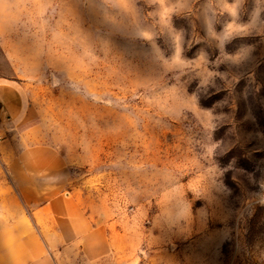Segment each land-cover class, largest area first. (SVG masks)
Wrapping results in <instances>:
<instances>
[{
  "label": "rangeland",
  "instance_id": "rangeland-1",
  "mask_svg": "<svg viewBox=\"0 0 264 264\" xmlns=\"http://www.w3.org/2000/svg\"><path fill=\"white\" fill-rule=\"evenodd\" d=\"M0 83V226L61 195L58 264H264V0H0Z\"/></svg>",
  "mask_w": 264,
  "mask_h": 264
},
{
  "label": "crops",
  "instance_id": "crops-1",
  "mask_svg": "<svg viewBox=\"0 0 264 264\" xmlns=\"http://www.w3.org/2000/svg\"><path fill=\"white\" fill-rule=\"evenodd\" d=\"M17 91L15 84L0 83L2 137L24 107ZM3 144L0 146L5 147ZM12 203L16 206L15 214L0 226V264H58L55 242L63 244L65 237H80L87 231V220L71 197L54 195L33 216L20 210L16 200Z\"/></svg>",
  "mask_w": 264,
  "mask_h": 264
},
{
  "label": "built area",
  "instance_id": "built-area-1",
  "mask_svg": "<svg viewBox=\"0 0 264 264\" xmlns=\"http://www.w3.org/2000/svg\"><path fill=\"white\" fill-rule=\"evenodd\" d=\"M2 140V136H0V141Z\"/></svg>",
  "mask_w": 264,
  "mask_h": 264
}]
</instances>
